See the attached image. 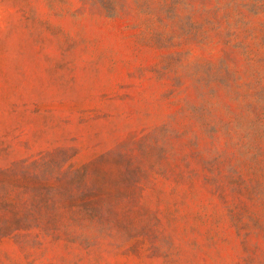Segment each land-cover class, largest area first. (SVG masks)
<instances>
[{
  "label": "rangeland",
  "instance_id": "1",
  "mask_svg": "<svg viewBox=\"0 0 264 264\" xmlns=\"http://www.w3.org/2000/svg\"><path fill=\"white\" fill-rule=\"evenodd\" d=\"M0 264H264V0H0Z\"/></svg>",
  "mask_w": 264,
  "mask_h": 264
}]
</instances>
